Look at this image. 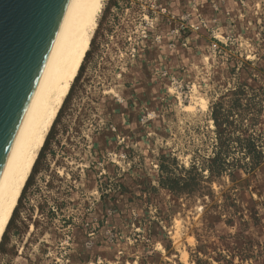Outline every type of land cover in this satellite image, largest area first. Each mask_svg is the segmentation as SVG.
<instances>
[{"label":"rangeland","instance_id":"1","mask_svg":"<svg viewBox=\"0 0 264 264\" xmlns=\"http://www.w3.org/2000/svg\"><path fill=\"white\" fill-rule=\"evenodd\" d=\"M59 112L0 264H264V0H106Z\"/></svg>","mask_w":264,"mask_h":264},{"label":"bare ground","instance_id":"2","mask_svg":"<svg viewBox=\"0 0 264 264\" xmlns=\"http://www.w3.org/2000/svg\"><path fill=\"white\" fill-rule=\"evenodd\" d=\"M106 0H70L49 60L19 132L0 170V242L64 100L90 49ZM205 110L203 97L191 96ZM193 108V107H192ZM181 259L187 261L182 252Z\"/></svg>","mask_w":264,"mask_h":264},{"label":"water","instance_id":"3","mask_svg":"<svg viewBox=\"0 0 264 264\" xmlns=\"http://www.w3.org/2000/svg\"><path fill=\"white\" fill-rule=\"evenodd\" d=\"M70 0H0V170L49 60Z\"/></svg>","mask_w":264,"mask_h":264},{"label":"trees","instance_id":"4","mask_svg":"<svg viewBox=\"0 0 264 264\" xmlns=\"http://www.w3.org/2000/svg\"><path fill=\"white\" fill-rule=\"evenodd\" d=\"M58 113H60V112H58ZM52 130H53V129L51 128V130H50L48 136L46 137V140H45V142H44V145H43V147H42V150H41V152H40L38 158L36 159V161H35V163H34V165H33L32 172H31L29 178H28L27 181H26L25 188L28 186V184H29V182H30L32 176L34 175V173H35L36 170H37V166H38V164H39V161H40V158H41V156H42V153H43L45 147L47 146V142H48V140H49V138H50V135H51V131H52ZM171 189H172V188H171ZM16 212H17V209L14 210L13 213L15 214ZM14 214H12V218H13V215H14ZM10 222H11V219H10V221H9V224H10ZM9 224H8V225H9ZM1 245H2V243L0 242V247H1Z\"/></svg>","mask_w":264,"mask_h":264}]
</instances>
